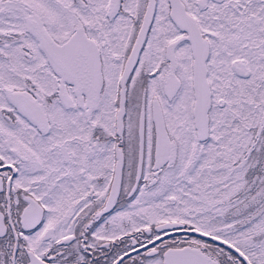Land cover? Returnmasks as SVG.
<instances>
[{"label":"snow or ice","instance_id":"obj_1","mask_svg":"<svg viewBox=\"0 0 264 264\" xmlns=\"http://www.w3.org/2000/svg\"><path fill=\"white\" fill-rule=\"evenodd\" d=\"M0 264H264V0H0Z\"/></svg>","mask_w":264,"mask_h":264}]
</instances>
